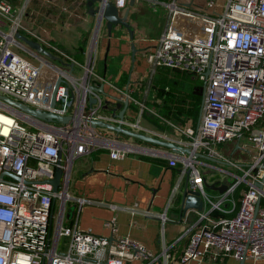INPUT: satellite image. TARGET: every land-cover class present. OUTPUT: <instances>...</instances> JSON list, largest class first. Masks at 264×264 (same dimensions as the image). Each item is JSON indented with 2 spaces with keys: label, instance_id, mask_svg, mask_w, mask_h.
<instances>
[{
  "label": "built area",
  "instance_id": "2783aa9c",
  "mask_svg": "<svg viewBox=\"0 0 264 264\" xmlns=\"http://www.w3.org/2000/svg\"><path fill=\"white\" fill-rule=\"evenodd\" d=\"M30 2L21 0L14 6L0 0V95L75 119L45 122L0 99V264H153L159 259L161 264H174L166 245L154 253L128 235L111 240L64 223L67 202L74 201L78 210L87 202L67 190L76 155L87 151L90 142L95 143L96 127L89 129L83 117L142 133L152 131L142 127L139 119L127 122L116 115L100 114L103 105L97 92L92 93L98 98L95 110H84L87 98L82 96L83 82L86 72L87 82L94 73V50L86 60L89 68L84 66L82 79L76 80L73 71L55 66L31 49L17 33L37 40L50 52L55 47L50 43L44 46L41 37L23 25ZM207 3L209 7L184 6L176 0L167 3L166 25L147 57L151 74L167 68L189 74L203 85L196 124L189 121L176 129L184 136L178 144L205 156L191 153L168 159L171 167L182 163L180 177L188 171L192 188L200 191L205 206H209L206 212L202 211L205 207L196 212L200 223L185 230L188 241L178 257L179 264L199 263L205 257L213 261L226 256L238 260L242 255L264 257V183L262 188L254 185L264 174V0H225L219 6L215 0ZM59 77L63 81L52 107L51 95ZM73 84L78 88L76 97ZM129 100L134 101L130 95ZM235 141L249 158L248 162L231 159V172L202 160L210 162L208 157L219 156L217 144ZM124 155V150L110 152L114 159ZM198 164L212 169L213 181L222 182L228 174L233 181L225 183L227 189L214 197L203 187L205 177ZM57 167L63 173L55 192L48 181ZM240 183L247 188L240 192L237 204L232 194ZM179 185L180 180L172 197Z\"/></svg>",
  "mask_w": 264,
  "mask_h": 264
},
{
  "label": "crops",
  "instance_id": "0c3cea01",
  "mask_svg": "<svg viewBox=\"0 0 264 264\" xmlns=\"http://www.w3.org/2000/svg\"><path fill=\"white\" fill-rule=\"evenodd\" d=\"M112 1L119 4L121 14L129 6V0ZM176 1L184 6L209 7L208 0ZM215 1L219 6L225 0ZM169 2L135 1L130 7L127 18L133 30V39L129 37L127 29L122 26H115L112 35L108 36L102 24L95 33L96 19L88 14L85 0H31L23 25L37 33L43 40L41 42L43 45L50 43L55 47L50 48L51 52L67 63L63 66L70 69L69 64H73V75L76 80L82 79L85 73L84 65L93 48L94 73L88 82L97 87L102 85L103 94L98 92V95L102 105L106 103L105 101L109 103L107 107L98 110L100 114L115 116L114 114H117L122 106L117 108L110 97L114 96L123 100L127 97L125 93L127 91L135 102L129 101L123 119L127 122H135L139 119L142 127L152 131H147L146 134L179 143L184 139L179 130L169 131L157 128L143 117L144 111L140 113L142 108L147 109V107L139 108L140 104L137 105V101L140 100L138 97L145 93L144 88L151 82L147 78V70H150V67L145 53L148 48L150 51L154 48L166 25L168 10L166 13L165 10H161V7H167ZM132 43L136 48L133 57ZM79 54L82 55V60L77 58ZM75 68L78 74L74 73ZM74 84L76 85L75 82ZM74 84L72 90L76 97L78 88ZM129 129L137 131L133 128ZM94 131L95 143L90 142L87 145V151L76 155L68 180V186L73 181V193L70 195L83 197L87 202L80 210L76 207L71 216L66 213V209L64 223L76 227L81 232L111 240L128 235L154 253L160 252L163 245H166L174 257L173 263L179 264L178 257L188 241L185 230L190 224L197 223L199 220V214L196 212H189L180 219L177 201L180 189H177L172 197L175 184L179 180L180 185L183 184L186 178L185 173L180 177L183 170L182 163H178L177 167L168 165V159H179V157L171 154L163 146L128 137L106 128L96 127ZM231 146L233 150H240L237 141L215 146L219 153L216 158L223 163L202 160H206L213 167L223 169L225 173L231 172L233 169L230 165L231 156L226 153ZM112 150H124L125 155L117 159L111 158ZM243 155L245 157L242 161L248 162L249 153ZM211 175L212 173L209 176ZM207 176L203 173L206 180ZM228 176L224 175L222 182L228 183L231 178L229 174ZM213 180L211 178L207 181ZM208 191L214 194V197L219 194ZM109 204H116L123 208L112 209ZM208 210L209 206H205V210L202 211ZM163 215L166 216L165 220L161 219ZM188 264H239V260L232 256H226L217 261L205 257L199 263ZM243 264H264V257L258 259L246 257Z\"/></svg>",
  "mask_w": 264,
  "mask_h": 264
},
{
  "label": "water",
  "instance_id": "95a60500",
  "mask_svg": "<svg viewBox=\"0 0 264 264\" xmlns=\"http://www.w3.org/2000/svg\"><path fill=\"white\" fill-rule=\"evenodd\" d=\"M136 0H129V6L125 9L124 13L121 14V10L120 8L114 4V2L112 0H85V3L87 5V12L89 15H91L92 17H95L96 19V31L95 33L98 32L99 28L102 26V24H104V26L106 27L107 30V34L108 36L112 35V30L115 26H122L125 29H127L128 33H129V37L131 39H133V30L130 28V24L127 21L128 18V14L130 11V7L134 5ZM185 6H189V5H185ZM17 38H19L20 40H22L25 44H27L31 49L37 51L40 54H44L45 56H47L48 58H50L51 60H59L62 64L67 65V63L63 62V60L54 55L53 53H51L50 51H48L45 47H43L37 40H33L30 38H27L25 35L21 34V33H17L16 34ZM95 36V35H94ZM131 51H132V57L135 55L136 53V48L134 43L131 44ZM90 63L88 62L85 66L86 69L89 68ZM69 72L72 73L73 71V64H69ZM85 81L83 82L85 89L82 92V96L84 98L88 99V106L84 109L87 110V108H89V110H95V107H93L94 104L98 103V98L95 97L92 93H101L103 94V86H95V85H91L87 82V72L86 75L84 77ZM62 78L59 77L56 81L55 84V88L53 90V93L51 95V106L53 107L55 104V93H56V89L59 85L60 82H62ZM126 95H128V92H125ZM0 99L4 100L5 102H7L9 105H11L13 108H15L16 110L22 112L24 115L28 116V117H32V118H36L45 122H52V121H57V122H61V123H68L71 120H74L75 118L70 116V115H66V116H61V115H57L54 114L51 111H43L40 109H33L21 102H17V101H13L12 99H9L5 96L0 95ZM110 99H112V101L115 102L116 107L120 108L119 112L116 115L118 118L123 119L124 117V112L126 110V108L129 105V95L124 98L123 100L119 99L118 97H114L111 96ZM106 103L103 105V107H107L108 106V102L105 101ZM110 102V101H109ZM83 122H85V124L87 125V127L89 129H93L95 127H102V128H106L112 131H115L117 133H122L124 135H127L128 137H133L145 142H150L153 144H157L160 146H163L165 148H167V150L173 154V155H178V156H182L183 154H195L197 156L203 157L205 155H203L202 153L199 152H195L192 151L191 147H187V146H183L178 144L177 142L173 141V140H162L156 137H153L151 135L139 132V131H134L132 129L129 128H125L123 127L121 124H111L99 119H94V118H87V117H83ZM210 159V161L213 162H220L223 163V161L214 158V157H208ZM239 165H244V164H239ZM262 168H264V164L261 165ZM62 173L63 171L57 167L55 169V174L54 177L49 180L48 182L51 183L52 187H53V191H57L58 190V186L60 184L61 178H62ZM185 175L186 178L183 182V184L179 185L180 189L178 191V195H177V201L179 202V218L181 219L182 217H185L189 212H197V211H201L204 207V201L201 197V193L200 191L194 190L192 188V185L190 184V180H189V172L185 171ZM11 177L15 180H17L18 178L14 175H11ZM213 178V177H212ZM264 183V174L263 177L260 179V182H255L254 185L258 188H262ZM182 187V188H181ZM203 187L205 189V191H214V192H218V193H223L226 189H227V185L225 183L220 182L219 180H215V181H211L208 182L205 178H204V183H203ZM260 203V197L258 199L257 202V206ZM245 255H242L239 258V264H243L244 260H245ZM157 264H161V260L159 259L157 261Z\"/></svg>",
  "mask_w": 264,
  "mask_h": 264
},
{
  "label": "rangeland",
  "instance_id": "374dc122",
  "mask_svg": "<svg viewBox=\"0 0 264 264\" xmlns=\"http://www.w3.org/2000/svg\"><path fill=\"white\" fill-rule=\"evenodd\" d=\"M161 10H163V11L165 10L167 13L168 9H167V7H165V8L161 7ZM103 28L106 31L105 26ZM151 51H150V48H148L146 50V53H145L146 57H148V55L150 54ZM41 56L47 60H50L55 66H58L62 69H67V67L63 66V64L59 60H57V59L51 60L50 58H48L44 54H41ZM74 73H76V74L79 73L76 68H75ZM156 76H157L156 72L151 74L150 70L149 69L147 70V78H149V80L151 82L149 83L148 87L144 88L145 93L141 94L140 97H138L140 100L137 101V105L140 104L139 108H142L143 105L147 107V109L142 108L144 110L142 115L147 121L151 122V124L157 126V124L155 122H158V124L161 126L162 130L167 129L169 131H172V130H175L176 127H180L182 125H181V123H179V121H176L175 119H171L172 117L170 115L168 105L165 102V98L168 95L167 90L163 91V95L160 98H156L155 94H156L158 89L155 87V85H153L154 84L153 81L156 79ZM169 82L174 87H177L181 91H190V90H194L196 88L193 84H190L186 80H181L176 75H170ZM18 122L24 126H28V124H26L22 120H18ZM157 128H158V126H157ZM226 153L228 154V156H231L232 160H235L238 162H242L243 158L245 157L243 155L242 150H239V149L233 150V146H231ZM230 153H231V155H230ZM197 166L202 173H204L206 176L208 175L207 180L208 181L211 180V176H209V175L212 172V169L201 166L199 164ZM229 179H230V182L233 181L232 177ZM68 191L70 194L73 193V181L70 182V185L68 186ZM66 209H67L66 213L71 216L73 211L76 210L75 203L72 201L67 202L66 203ZM57 212H58V208L56 206L55 214H57ZM63 241H64V238H61L59 241L60 249L62 248L61 246H62Z\"/></svg>",
  "mask_w": 264,
  "mask_h": 264
},
{
  "label": "trees",
  "instance_id": "16d2710c",
  "mask_svg": "<svg viewBox=\"0 0 264 264\" xmlns=\"http://www.w3.org/2000/svg\"><path fill=\"white\" fill-rule=\"evenodd\" d=\"M12 5L16 6L20 4L21 0H8ZM163 2H169L170 0H161ZM79 60H82V55H77ZM156 79L153 81L155 87L158 89L155 96L160 98L163 95V91L167 90L168 95L165 98V102L168 105L171 119L179 121L181 125H185L187 122L196 124L198 119L199 107L202 99L203 85L195 77L189 74L178 73L167 68H159L156 70ZM170 75H176L181 80H186L190 84H193L196 88L190 91H181L177 87H174L169 82ZM187 78V79H186ZM159 129L162 130L158 122H155ZM247 188L245 183H240L234 190L232 197L238 204L240 192Z\"/></svg>",
  "mask_w": 264,
  "mask_h": 264
},
{
  "label": "bare ground",
  "instance_id": "6f19581e",
  "mask_svg": "<svg viewBox=\"0 0 264 264\" xmlns=\"http://www.w3.org/2000/svg\"><path fill=\"white\" fill-rule=\"evenodd\" d=\"M10 110V109H9ZM11 111V110H10Z\"/></svg>",
  "mask_w": 264,
  "mask_h": 264
}]
</instances>
